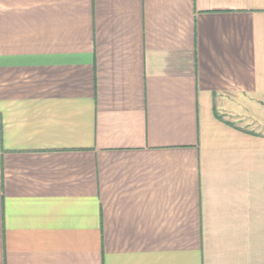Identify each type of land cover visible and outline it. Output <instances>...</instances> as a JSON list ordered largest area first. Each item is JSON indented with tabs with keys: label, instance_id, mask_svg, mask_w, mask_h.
I'll use <instances>...</instances> for the list:
<instances>
[{
	"label": "crops",
	"instance_id": "obj_1",
	"mask_svg": "<svg viewBox=\"0 0 264 264\" xmlns=\"http://www.w3.org/2000/svg\"><path fill=\"white\" fill-rule=\"evenodd\" d=\"M264 0H0V264H264Z\"/></svg>",
	"mask_w": 264,
	"mask_h": 264
},
{
	"label": "rangeland",
	"instance_id": "obj_2",
	"mask_svg": "<svg viewBox=\"0 0 264 264\" xmlns=\"http://www.w3.org/2000/svg\"><path fill=\"white\" fill-rule=\"evenodd\" d=\"M263 113H264V110H263Z\"/></svg>",
	"mask_w": 264,
	"mask_h": 264
}]
</instances>
